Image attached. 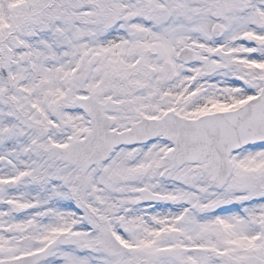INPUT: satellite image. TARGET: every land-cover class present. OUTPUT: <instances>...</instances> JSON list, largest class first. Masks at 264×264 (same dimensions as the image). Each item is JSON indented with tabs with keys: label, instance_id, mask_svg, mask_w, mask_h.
<instances>
[{
	"label": "snow or ice",
	"instance_id": "obj_1",
	"mask_svg": "<svg viewBox=\"0 0 264 264\" xmlns=\"http://www.w3.org/2000/svg\"><path fill=\"white\" fill-rule=\"evenodd\" d=\"M0 264H264V0H0Z\"/></svg>",
	"mask_w": 264,
	"mask_h": 264
}]
</instances>
